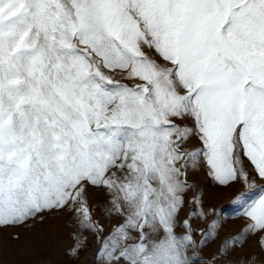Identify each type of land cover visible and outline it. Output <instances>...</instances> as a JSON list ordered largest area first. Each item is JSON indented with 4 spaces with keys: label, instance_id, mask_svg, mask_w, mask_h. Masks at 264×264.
<instances>
[{
    "label": "snow or ice",
    "instance_id": "1",
    "mask_svg": "<svg viewBox=\"0 0 264 264\" xmlns=\"http://www.w3.org/2000/svg\"><path fill=\"white\" fill-rule=\"evenodd\" d=\"M190 135L264 234L242 166L264 181V0H0V227L67 208L103 232L92 187L120 221L107 264H192Z\"/></svg>",
    "mask_w": 264,
    "mask_h": 264
},
{
    "label": "rangeland",
    "instance_id": "2",
    "mask_svg": "<svg viewBox=\"0 0 264 264\" xmlns=\"http://www.w3.org/2000/svg\"><path fill=\"white\" fill-rule=\"evenodd\" d=\"M177 123L193 127L190 119ZM181 151L195 154V159L185 168L189 187L175 234L186 235L183 221L190 220L195 242L188 248L192 264H264V234L248 231L249 221L243 215L247 204L236 200L238 193L247 191L243 181L220 185L210 173L196 135L185 140ZM242 166L253 183L255 199L264 181L246 157ZM86 199L93 221L103 232L81 229L67 208L45 211L24 224L0 227V264H107L104 243L120 221L105 211L109 199L105 190L89 187Z\"/></svg>",
    "mask_w": 264,
    "mask_h": 264
}]
</instances>
